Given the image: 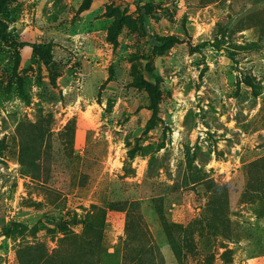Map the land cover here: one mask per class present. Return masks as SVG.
<instances>
[{"label":"rangeland","instance_id":"1","mask_svg":"<svg viewBox=\"0 0 264 264\" xmlns=\"http://www.w3.org/2000/svg\"><path fill=\"white\" fill-rule=\"evenodd\" d=\"M0 23V264L70 260L58 225L91 205L100 264H126L131 206L157 264H264V0H8Z\"/></svg>","mask_w":264,"mask_h":264},{"label":"trees","instance_id":"2","mask_svg":"<svg viewBox=\"0 0 264 264\" xmlns=\"http://www.w3.org/2000/svg\"><path fill=\"white\" fill-rule=\"evenodd\" d=\"M8 0H0V15L3 13L4 8ZM147 11L149 6L144 5ZM123 20H117L113 26V35L121 29ZM1 24V23H0ZM153 42L170 43L174 38H159L155 35L152 37ZM151 78L154 79L152 85V98L153 102L159 101L161 96V84L162 77L158 73H154L151 69H147ZM154 105V106H155ZM134 205V203H132ZM131 211V213H129ZM127 213L128 220L126 221L127 238L125 239V261L126 264H157L156 252L151 240L149 229L146 227L143 217L138 213L137 208L131 206V209ZM136 213L137 219L132 217ZM81 225V232L76 233L75 230L68 231L67 226L64 223H59L60 230L65 232V237L61 239V242L70 241L74 239L78 241V247L76 248L75 255L70 260L61 258L58 255L56 257H49L41 261V257L36 260V264H100L101 254L104 248V233L107 229L106 211L105 209L98 207L97 205H91V208L86 212L84 219L75 223V225ZM32 230L37 231L38 225L34 226ZM68 231V232H67ZM180 231L178 229L177 233ZM67 232V234H66ZM169 237V243L173 250V253L177 259L181 260L184 253H191L193 251L194 243L191 235L184 231V234H172L167 229ZM10 235V233H7ZM186 237L185 239L184 236ZM128 252V253H127ZM230 249H226L223 255L225 256V262H230V257L227 256L231 253ZM65 261V262H64Z\"/></svg>","mask_w":264,"mask_h":264}]
</instances>
